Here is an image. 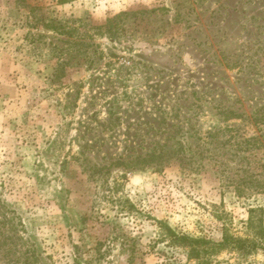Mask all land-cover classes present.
I'll list each match as a JSON object with an SVG mask.
<instances>
[{
	"label": "rangeland",
	"instance_id": "obj_1",
	"mask_svg": "<svg viewBox=\"0 0 264 264\" xmlns=\"http://www.w3.org/2000/svg\"><path fill=\"white\" fill-rule=\"evenodd\" d=\"M160 224L264 228V0H0V264H194Z\"/></svg>",
	"mask_w": 264,
	"mask_h": 264
},
{
	"label": "trees",
	"instance_id": "obj_2",
	"mask_svg": "<svg viewBox=\"0 0 264 264\" xmlns=\"http://www.w3.org/2000/svg\"><path fill=\"white\" fill-rule=\"evenodd\" d=\"M121 16H126V13H120L119 15L107 19L106 23L113 25L112 23L121 18ZM112 27V26H111ZM171 132L167 130L165 134L167 136L164 138V140H167L169 138V134ZM173 134V133H171ZM257 142V140L253 141V144ZM166 143L163 144V146L160 147L159 153L156 152H150L147 153L144 156H136L133 160L129 161L126 165L130 169H141L143 167L149 166L150 164H160L168 161L169 159L176 156L178 151L174 152H168L164 151V146ZM249 144V142H248ZM182 147V145H180ZM121 166H124L125 163H120ZM254 212L251 211V213ZM252 218L249 217L248 219V226L253 227L252 225ZM161 230H162V237L168 241V246L172 247L174 249H182L185 252L186 260L187 262L194 261V264H211V261L214 257H216L218 254L222 253L225 250L228 251H236V252H242L247 253L250 251H253L255 249H262L264 251V228L258 227L256 228V235L257 240L256 241H250L248 239H241L234 237L231 233H227L226 230L223 231V235L220 241H212L207 240L204 238H192L186 235H182L179 233H176L173 229H171L169 226L160 224Z\"/></svg>",
	"mask_w": 264,
	"mask_h": 264
}]
</instances>
